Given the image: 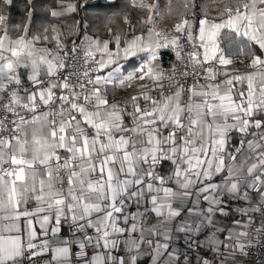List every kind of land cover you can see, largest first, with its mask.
I'll list each match as a JSON object with an SVG mask.
<instances>
[{"label":"snow or ice","instance_id":"snow-or-ice-1","mask_svg":"<svg viewBox=\"0 0 264 264\" xmlns=\"http://www.w3.org/2000/svg\"><path fill=\"white\" fill-rule=\"evenodd\" d=\"M12 3L0 0V264H255L254 249L264 262V0L196 23L185 0L171 38L158 0H130L150 27L115 51L87 35L69 47L55 28V48L36 47L50 38H26L27 23L13 39ZM233 56L257 71L232 75ZM146 77L159 99L106 95Z\"/></svg>","mask_w":264,"mask_h":264},{"label":"trees","instance_id":"trees-1","mask_svg":"<svg viewBox=\"0 0 264 264\" xmlns=\"http://www.w3.org/2000/svg\"><path fill=\"white\" fill-rule=\"evenodd\" d=\"M152 3V0H146ZM185 0H171V8L168 7V0H158V7L160 15L154 16V21L157 23L158 28L173 27L179 23L185 13L184 9ZM236 0H195L196 15L193 17L189 14L188 18L196 23L201 16L205 13L208 17L216 18L218 13L223 10L225 5H232ZM74 4L76 10L74 12H64L58 17H52L49 12L51 9L61 10L62 5ZM34 9L32 12L31 22L27 15L28 8ZM6 14L9 17L8 27L10 36H20L23 31L24 25L28 24L27 34L32 35L34 32H43L47 28V34H51L52 29H56L61 37V40L66 42L80 40V36L84 33L85 28L103 27L106 25L109 29L114 28V23L118 20L127 19L136 30L141 24V21H147L149 13L138 7L131 5L130 0H32L29 6L27 0H13L11 6H5ZM19 24V30L15 29L13 25ZM77 24L79 28L77 30ZM148 27L150 25L148 24ZM77 30V35L75 32ZM107 32V31H106ZM29 35V36H30ZM161 56L165 60L172 59V53L169 50L161 51Z\"/></svg>","mask_w":264,"mask_h":264},{"label":"crops","instance_id":"crops-1","mask_svg":"<svg viewBox=\"0 0 264 264\" xmlns=\"http://www.w3.org/2000/svg\"><path fill=\"white\" fill-rule=\"evenodd\" d=\"M114 25H115L114 28L113 29L111 28L110 30L109 29L107 30L108 27L105 24L102 25L103 27H99L97 25L96 28H94V26L85 28L84 33H82V35L80 36V40L77 43L80 44L82 39H83V36L87 35V36H90L94 39L99 40L101 43L107 41L109 43V50L115 51V44H114V38L115 37H117V36L120 37V47L122 49L125 46L126 41L132 40L137 35H144L145 37L147 35V33H145V32L136 33V30L134 29V25L132 26L130 24V21L127 19L118 20L116 23H114ZM155 29H156V31L162 32L164 36H167L169 38L178 35V33H176L174 30V26L159 29L157 23H155ZM163 50H167V49H160L159 50L160 57L154 63L159 64L164 70V68L168 65L169 60H165L162 58L161 51H163ZM257 54H259L258 49H257ZM141 55H143V54H141ZM122 56H123V53L121 52V57ZM97 59H99V54H97ZM233 60H234V63L232 65L227 66V67H239L240 69L228 70L232 75L257 71V69H252V68L248 67L249 61L244 56H233ZM240 61H243V63H241ZM119 63L125 65L126 71L131 70L132 68L137 66L138 57H132V58L128 59L127 61H125L124 59L121 58L119 60ZM113 67H114V65H113ZM109 70L110 69H105L103 73H99V74H101V75L106 74V72ZM224 78L225 77H223V76L217 77V81H215V82H219L220 80H222ZM141 85H147L149 87V86L153 85V82L146 77L144 80H134L131 84V87H119V86L111 87L110 86L108 91L106 92V95L110 98V102H120V103L128 102V103H130L129 96L131 94L136 93L137 91H139L141 89H144V88H141ZM113 97L115 98L114 100H112ZM140 104H141V107L144 106V102L142 100L140 101ZM239 159H240V157H238V160ZM226 163H227V161H226ZM242 205H243V202H232L229 206L232 207L233 209H235V208L242 206ZM32 206L33 205L30 203L29 207H32ZM256 215H258V214H256ZM223 223L228 224L229 227H235V225L230 224L229 221H227V220L223 221ZM221 238H224V237H221ZM200 254L201 253H197L196 254L197 257H199ZM208 257L209 258L211 257V253H208Z\"/></svg>","mask_w":264,"mask_h":264},{"label":"built area","instance_id":"built-area-1","mask_svg":"<svg viewBox=\"0 0 264 264\" xmlns=\"http://www.w3.org/2000/svg\"><path fill=\"white\" fill-rule=\"evenodd\" d=\"M183 42V41H182ZM78 44V43H77ZM69 47H71L72 42L67 44ZM167 50H169L172 53V59L170 60V63L164 68L165 73H168L171 70V66L173 63H176V59H175V55L174 52L171 50V48H167ZM186 51L189 49H185ZM77 55L82 56V51L78 52ZM81 63H83V61H80ZM92 65L89 64L88 67H91ZM230 69H240L239 67H227V70ZM190 82V81H189ZM165 83H167V81H165ZM142 91H147L151 96L156 97L157 99H159V89H153V85L149 86L147 88L141 89L139 91H137L134 94H131L129 96V99L131 98V96L133 95H138L139 93H141ZM7 167V166H6ZM250 259H253L255 261V264H264V262L261 261V255L260 252L258 250H253L251 253V256L249 257Z\"/></svg>","mask_w":264,"mask_h":264},{"label":"rangeland","instance_id":"rangeland-1","mask_svg":"<svg viewBox=\"0 0 264 264\" xmlns=\"http://www.w3.org/2000/svg\"><path fill=\"white\" fill-rule=\"evenodd\" d=\"M210 20L211 19H214V18H212V17H208ZM147 19V18H146ZM137 24H141V25H139L138 27H135L136 29H137V31H138V33H140V32H145V33H147V31H148V23H146V21H141V23H137ZM78 28H79V24H77V30H78ZM77 30H76V32H75V35H77ZM58 33V32H57ZM56 33H54V32H52L51 34L49 33V34H47L46 33V35H48L49 36V41L48 42H44L43 40H41L40 42H38L37 44H36V47H48V48H50V49H54L55 48V44H54V42H52L51 41V37L53 36V35H55ZM30 35V34H29ZM28 34H27V37L26 38H30V37H32V36H34V35H41V36H43L44 34L43 33H41V32H34L32 35H30L29 36ZM178 35H179V33H178ZM61 36V35H60ZM13 39H16L18 36H11ZM62 38V37H61ZM63 39V38H62ZM64 42V41H63ZM72 42H73V40H72ZM69 43H71V42H69ZM68 42H64V44H69Z\"/></svg>","mask_w":264,"mask_h":264}]
</instances>
